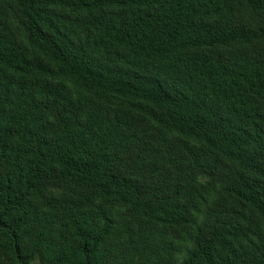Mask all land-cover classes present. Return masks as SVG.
Returning a JSON list of instances; mask_svg holds the SVG:
<instances>
[{
	"label": "trees",
	"instance_id": "obj_1",
	"mask_svg": "<svg viewBox=\"0 0 264 264\" xmlns=\"http://www.w3.org/2000/svg\"><path fill=\"white\" fill-rule=\"evenodd\" d=\"M0 264H264V0H0Z\"/></svg>",
	"mask_w": 264,
	"mask_h": 264
},
{
	"label": "bare ground",
	"instance_id": "obj_2",
	"mask_svg": "<svg viewBox=\"0 0 264 264\" xmlns=\"http://www.w3.org/2000/svg\"><path fill=\"white\" fill-rule=\"evenodd\" d=\"M70 176V175H69Z\"/></svg>",
	"mask_w": 264,
	"mask_h": 264
}]
</instances>
